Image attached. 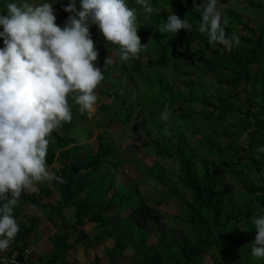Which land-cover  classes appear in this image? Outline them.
<instances>
[{"label":"trees","instance_id":"16d2710c","mask_svg":"<svg viewBox=\"0 0 264 264\" xmlns=\"http://www.w3.org/2000/svg\"><path fill=\"white\" fill-rule=\"evenodd\" d=\"M233 1L236 6L248 2L247 8L253 9L263 22L258 23L255 17L254 28H249L236 13L226 12V36L230 38L235 34L240 40L231 51L225 50L223 45L209 43L207 34L199 32L204 6L200 0L195 3L193 0H150V4L159 7L161 13L148 16L147 24L136 10L137 34L145 33L147 28L152 31L147 48H152L155 56L146 61L145 67L172 68L188 80L186 84L191 88L186 92L175 90L161 75L149 80L140 73L139 60H131L133 71L143 79L142 102L153 108L149 114L164 112L165 105L170 111L168 121H151L157 138L143 140L141 147L149 149L155 158H167L178 164L176 181L189 198L172 189L165 178L156 175V169L144 164L134 166L140 171L139 177L151 176L155 185L166 189L162 192L164 197L154 199V205L176 199L191 233L169 225L159 231L156 245L149 243L150 233L144 230V226L150 208L143 201L137 187L139 183L116 184L115 177L123 157L113 138L103 140L102 135L98 136L97 150L77 164L75 142L63 136L73 130L79 114V106L69 96L72 120L62 122V126L51 134L46 155V166L58 163V176L63 178L62 183L54 180L60 200L55 205L46 206L63 224V233H56L51 253L40 258L38 264L64 261L69 250L90 241L84 229L87 225L94 226L99 243L104 238L113 240L112 246L104 251L107 257L132 248L127 264H203L206 257L212 264H264V258L252 255L256 236L253 221L264 217V152L257 151L264 148V0ZM76 4L79 5V0ZM128 6L133 8V1ZM7 11L4 2H0V15H6ZM171 12L187 20L192 28L189 31L181 29L173 37L170 33H161L159 29ZM92 27L99 29L94 24ZM94 45L99 62L95 67L103 73L100 84H104L117 69L124 70L123 64L105 65L111 49L115 50L120 61V49L110 43ZM203 77H212L218 89H214L212 83H205ZM111 93L116 94V91ZM102 109L104 106H100V111ZM126 110L129 113L118 119L122 124L137 114L130 111V106ZM84 118L85 115H80V119ZM227 118L232 121L219 127L218 123ZM106 119L111 123L115 120L112 115ZM206 123L210 127L204 132L202 124ZM192 128H196L194 135L200 138H192L194 147H189L187 134L192 136ZM220 138L227 139L226 145H221ZM196 149H200L202 155L201 152L197 155ZM155 189L153 186L149 191ZM3 203L0 201V205ZM70 208L76 213L73 223H69L63 214ZM140 210L145 214L142 213L141 223L137 224L130 213L137 214ZM122 211H129L128 216L122 217ZM112 214L117 220L114 225H111ZM173 218L179 219L178 216ZM33 231L29 225L14 238L10 243L12 252L9 257L25 264L24 251Z\"/></svg>","mask_w":264,"mask_h":264},{"label":"clouds","instance_id":"9594fccd","mask_svg":"<svg viewBox=\"0 0 264 264\" xmlns=\"http://www.w3.org/2000/svg\"><path fill=\"white\" fill-rule=\"evenodd\" d=\"M195 3V0H193ZM70 0L63 10L72 13L63 28L55 21L53 3L32 4L19 0L7 5L0 15V253L6 252L19 232L13 210L25 191L37 192L36 185L63 178L51 173L46 155L51 134L70 122L72 113L68 97L72 96L81 114L91 117L97 102L96 89L104 79L94 66L98 52L90 37L89 26H98L106 42L119 46L120 60L137 58L144 45L137 35L136 10L126 0ZM145 18L160 14L149 0H137ZM224 4L206 0L199 32L209 43L223 45L231 51L239 37L226 36L227 20L221 24ZM192 25L171 12L161 33L171 36ZM113 60L107 57L106 64ZM165 105L161 119L168 121ZM164 131L167 133L168 129ZM264 152V148H258ZM256 229L252 255L264 258V217L253 221Z\"/></svg>","mask_w":264,"mask_h":264},{"label":"rangeland","instance_id":"374dc122","mask_svg":"<svg viewBox=\"0 0 264 264\" xmlns=\"http://www.w3.org/2000/svg\"><path fill=\"white\" fill-rule=\"evenodd\" d=\"M131 1H133V9L137 10L143 18V23L147 24V18H145V13L143 12L142 7L137 4V0H126V3L129 4ZM256 1V0H252ZM0 2H4V5L7 6L9 3L12 2H19V0H0ZM29 3L32 4H41L44 2H50L53 3V13L56 16L55 23L63 28L67 22V19L70 15H73L72 13L65 12L63 9L67 7L70 0H28ZM206 2V0H200V3L203 5ZM150 3V0H149ZM221 4H224V9L222 13V19L221 22L224 20V14L226 12L228 13H236L239 17L242 23H246L247 27L254 28L255 26V20L256 17L258 23H262V18L260 16H257L254 14V10L247 8L249 7L248 2H242L240 6L234 5L233 0H220ZM77 10H79V5L76 4ZM142 23V24H143ZM3 31L2 26H0V32ZM89 32L90 37L93 40L94 44H100V43H108L105 41L102 33L99 31V29H94L92 25L89 26ZM152 34V31L147 28L145 33H140L138 36L140 38L141 45H144L141 50V55L137 58H133L134 60H139L141 64V70L140 73L145 75L147 79H152L153 77H157L159 75L166 78L171 84L173 89L178 90L180 92H186L191 90V88L186 84L188 81L185 77L178 74V71H175L172 68L168 69H159V68H146L145 63L148 59L153 58L155 55L153 53L152 48H147L149 37ZM3 39L0 38V48H3L4 45H2ZM109 58L113 60L112 65H119L123 64L124 70H116L115 74L111 75V78L106 80L104 84L98 85L96 89V95L98 97L95 108V113L89 117L87 113L79 114L77 115V119L75 120L74 128L72 131L63 134V136L67 140H73L75 143L73 146L76 149V153L74 155V158L77 162V164H80L85 156L91 152H94L98 148V136L102 135L103 140H108L110 137L113 138L117 144L120 147V155L123 157V162L120 165L121 167L117 171V175L115 177L116 184H129V182H137L139 183L137 185L138 189L140 190L141 195L143 196V201L146 202L145 205L150 208L149 215H146L147 218H145V226L144 230L150 233L149 243L156 245L159 231L163 230L166 226H174L175 228H181L184 230H188L187 224L185 222V216L184 212L180 209V206L175 198H171L170 200L162 203L160 206H156L153 204L154 199L164 197L163 194L166 189L162 186L155 185V181L151 176L148 177V175H145L146 177H139L140 171L139 169L134 166H139L140 164H144L147 168L156 169L158 172L156 175L163 177L169 182V185L172 189H177L180 192H182L185 197L189 198V194L177 183L176 177L179 174V166L178 164L170 159L167 158H155L153 154L150 153L149 149H142L141 143L143 140L147 141H154L157 138V134L154 129L151 128V121L156 120L159 121V123H163L164 121L161 119V113L160 111H156L153 114H149L153 108L147 107L145 104H143L141 95L143 92V79L138 75L136 72L133 71V63L131 62L132 59H130L127 62L119 61L117 57L115 56V50L110 51ZM178 62V61H176ZM99 62H94V66L98 65ZM115 80L119 82H115ZM202 80L205 83H212L214 89H218V85L216 83H213L214 79L212 77H203ZM110 88V89H109ZM116 91V94L111 93L112 91ZM106 92H109L106 94ZM116 95H119L120 97L117 98ZM146 96H153L152 94H146ZM122 98H124L122 102ZM181 102H178L177 104H180ZM132 105V106H131ZM100 106H104V110L102 109L100 111ZM130 106L131 112H137L135 116L131 118V120L125 124L120 123L118 119H122L125 114L129 113L127 112L126 108ZM186 109H188V105L185 104L184 106ZM118 112V114H116ZM80 115H85V118L82 120L80 119ZM114 116L115 120L114 122H107V117ZM228 121H232L230 118L225 119L224 121H221V123H218L219 127L223 126ZM168 123V122H166ZM99 124H101L99 126ZM208 123L202 124V129L204 132H207V128L209 129ZM196 128L190 129L192 131V136L189 134V147H194L193 145V139L200 138L199 135H194ZM104 131V133H103ZM189 133V129L187 130ZM193 138V139H192ZM170 139H172L170 137ZM169 139V140H170ZM173 140V139H172ZM221 145H226L227 139L220 138ZM176 141V140H175ZM197 155L200 154L201 150L196 149ZM202 155V152H201ZM136 158H139L138 160ZM216 162L219 163L218 160ZM55 163L53 167L48 169L51 173H54L55 175H58V169L59 165ZM231 181V179H230ZM229 181V182H230ZM42 183H45L46 185L53 184L52 181H44ZM136 183V184H137ZM153 186H156V189L154 192H150L149 189ZM50 187V186H49ZM163 192V193H162ZM138 199V198H137ZM23 208V207H22ZM15 210V207H14ZM13 210V213H14ZM142 213L145 214L142 210L138 211L137 214L130 213L131 218L138 224L141 223ZM76 213H73V216H75ZM129 214V211H122L121 216L127 217ZM255 214V212L253 213ZM179 217V219H175L173 217ZM68 217V216H67ZM112 223L111 225H114L117 223V220L114 218V215L112 214ZM34 211H22L21 216L16 220L19 232L16 234V236L22 232L29 223H31L32 219H35ZM70 220H73L70 217ZM40 222H37L36 225L39 226L43 230L44 226ZM87 231H92V228H87ZM94 234L95 231L93 230ZM189 233H191V230H188ZM178 233V231H177ZM179 236V233L177 234ZM15 236V237H16ZM97 237L99 235H96ZM109 239V238H107ZM113 243V240L110 239L106 243L107 247H110ZM53 244V242H52ZM104 241L100 242L98 246L100 248L96 251H93V253L87 254L88 247L90 245H87V242L85 241L83 243V247L85 248L84 251L87 254L85 258H90L93 264H127L131 259V254L133 253L132 248H127V250L123 251L122 254L114 255L111 257H108L103 253V256H101V251H103ZM106 247V246H105ZM82 255V254H81ZM74 256V255H73ZM93 256V257H92ZM105 256V257H104ZM98 259V261H95L94 259ZM6 259V258H2ZM84 259V258H83ZM87 261V259H86ZM1 264H6L5 262H0ZM59 263V262H58ZM71 264H78L71 263ZM87 264V263H82ZM203 264H212V261L208 257H206L203 261ZM236 264H240L237 263Z\"/></svg>","mask_w":264,"mask_h":264},{"label":"crops","instance_id":"0c3cea01","mask_svg":"<svg viewBox=\"0 0 264 264\" xmlns=\"http://www.w3.org/2000/svg\"><path fill=\"white\" fill-rule=\"evenodd\" d=\"M55 163L56 162H54L51 166L47 168L48 169H50V167L52 168ZM52 182L53 184L51 183L50 185H46L45 183L42 182L39 183L38 185H36L39 189L37 192H28V191L23 192L21 194V198L18 200L15 206L13 215L17 216L15 217L16 220L21 216L22 211L24 210L25 211L28 210L29 212L34 211L36 217L35 219L31 220V223H29V225H31L34 228V231L27 239V246L24 251L25 264H38L40 262V258L48 256L53 249L52 242H54L56 233H61V234L63 233L62 231L63 224L59 221L57 215L53 213L50 208L46 207L49 205H55L60 200L59 194L55 188V181L52 180ZM32 196L34 197V199L32 198ZM35 204H37V208L35 207ZM73 213H75V210L71 208L66 209L63 212L65 218L68 220L69 223H73L75 221L76 214L75 216H73ZM70 217L73 220H70ZM37 222H40L39 225L42 224L44 226L43 230L41 228L40 230L38 229L39 226L36 225ZM90 227L92 228V231H87V228ZM93 228H94L93 225H87L84 228L85 231L89 234V239H90V241L86 240L87 245H90L87 249L88 250L87 254L93 253V251H96L97 248L98 249L100 248V246H98L99 241L96 239L97 236L96 234H94ZM72 236H75V234H72ZM103 241H104V245H102L103 251L109 249L112 246V244L110 247H107L106 245V243L110 241V238L109 239L104 238ZM84 249L85 248L83 247V244L76 246L75 248L67 252L64 261H60L59 263L56 264H71L76 262L78 264H82V263L93 264L90 258L89 259L85 258L87 254L85 253ZM11 252H12V246L10 245L6 252L0 253V258H11V256L9 257ZM103 253L104 252L101 251V256H103ZM99 263L101 264L102 262L100 261Z\"/></svg>","mask_w":264,"mask_h":264},{"label":"built area","instance_id":"2783aa9c","mask_svg":"<svg viewBox=\"0 0 264 264\" xmlns=\"http://www.w3.org/2000/svg\"><path fill=\"white\" fill-rule=\"evenodd\" d=\"M0 262H5L6 264H24L22 262L17 261L15 258H6L2 259L0 258Z\"/></svg>","mask_w":264,"mask_h":264}]
</instances>
